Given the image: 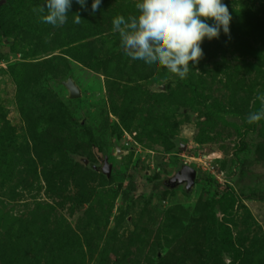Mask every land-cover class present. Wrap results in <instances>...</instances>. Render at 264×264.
Masks as SVG:
<instances>
[{
  "label": "rangeland",
  "instance_id": "1",
  "mask_svg": "<svg viewBox=\"0 0 264 264\" xmlns=\"http://www.w3.org/2000/svg\"><path fill=\"white\" fill-rule=\"evenodd\" d=\"M44 2L0 5V264H264V200L249 198L264 120L246 122L264 0H223L230 33L205 38L196 88L124 55L112 20L136 0H72L60 28L33 12ZM71 74L80 97L59 83ZM185 165L195 186L168 187Z\"/></svg>",
  "mask_w": 264,
  "mask_h": 264
},
{
  "label": "clouds",
  "instance_id": "2",
  "mask_svg": "<svg viewBox=\"0 0 264 264\" xmlns=\"http://www.w3.org/2000/svg\"><path fill=\"white\" fill-rule=\"evenodd\" d=\"M76 3L87 7V0ZM100 5L101 0H93V14ZM71 7L72 0H45L33 12L40 22L60 28L67 23ZM135 9L136 14L127 18L117 15L112 20V30L119 36L124 55L149 67L166 69L181 80L192 69L190 62L198 64L204 57L201 45L205 38H218L221 30L230 33L232 15L223 0H136ZM81 20L76 13L74 23L80 24ZM256 100L261 107L248 113V124L264 120V92L259 89L253 103Z\"/></svg>",
  "mask_w": 264,
  "mask_h": 264
},
{
  "label": "water",
  "instance_id": "3",
  "mask_svg": "<svg viewBox=\"0 0 264 264\" xmlns=\"http://www.w3.org/2000/svg\"><path fill=\"white\" fill-rule=\"evenodd\" d=\"M5 2L6 0H0V5ZM59 83L67 88L68 98H76L82 95L81 87L72 74L63 80H60ZM184 148L185 147H183V149ZM103 161L105 165L102 167L101 172L110 177L112 173V164L109 162L108 156H105ZM196 174L197 171L195 168L190 165H185L181 170L168 178L167 186L177 188L181 184H184L186 189H191L196 184Z\"/></svg>",
  "mask_w": 264,
  "mask_h": 264
},
{
  "label": "trees",
  "instance_id": "4",
  "mask_svg": "<svg viewBox=\"0 0 264 264\" xmlns=\"http://www.w3.org/2000/svg\"><path fill=\"white\" fill-rule=\"evenodd\" d=\"M191 63V62H190ZM191 65V64H190ZM189 76V75H188ZM184 82H187V83H189L193 88H196V80L195 79H193L191 76H190V78L189 79H184ZM259 109H260V107H259ZM258 109V110H259ZM197 183V182H196ZM231 195L232 196H236V192L232 189L231 190ZM249 198H254V199H263L264 200V194H258V195H255V194H250L249 195ZM232 233L231 232H229L228 233V235H227V238H223V242H224V244H228V238H230L231 239V237H232Z\"/></svg>",
  "mask_w": 264,
  "mask_h": 264
}]
</instances>
